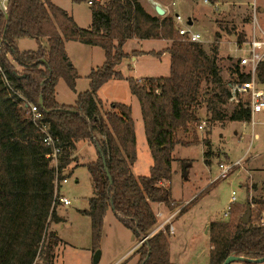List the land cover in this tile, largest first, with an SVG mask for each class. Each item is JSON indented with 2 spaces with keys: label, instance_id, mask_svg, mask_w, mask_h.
Segmentation results:
<instances>
[{
  "label": "trees",
  "instance_id": "obj_1",
  "mask_svg": "<svg viewBox=\"0 0 264 264\" xmlns=\"http://www.w3.org/2000/svg\"><path fill=\"white\" fill-rule=\"evenodd\" d=\"M91 12V26L83 29L52 0H8L6 12L0 8V63L12 88L0 75V264H36L41 251L43 264H55L56 248L62 240L51 232L44 244L49 224L63 221L57 215L55 181L70 175L64 171L76 161L77 145L85 141L100 150L95 161L76 165L86 167L91 177L93 196L81 214L91 221L93 254L100 248L105 218L114 206L113 213L125 228L138 240L147 238L137 252L138 264H173L169 234H152L157 225L152 204H165L171 210L180 206L173 200L170 185L177 146L199 144L196 129L203 121V110L215 123L251 119L244 104L235 106L228 116L225 114L230 90L218 63V45L207 51L200 43L182 41L172 17L150 14L141 0H106L104 4L94 1ZM20 39L45 41V45L22 52L17 45ZM130 39L172 41L166 51L153 53L158 58L166 52L170 54V74L146 78L139 84L118 71L128 57L124 46ZM237 40L243 43L246 34L238 35ZM68 41L100 47L106 58L89 74L90 88L78 95L75 106L56 101L61 79L72 91L79 79L66 52ZM235 73L241 81L250 79L241 74L238 65ZM258 77L264 84V64L258 69ZM113 79L128 81L140 103L153 158L148 176L138 177L133 172L137 138L132 108L114 102L103 113V103L97 98L99 90ZM41 97L44 108L39 103ZM30 104L38 106L51 133L61 140L58 177L46 157L50 150L42 144V134L32 121ZM204 145L209 148L210 141L204 140ZM205 156L208 158V151ZM197 199L182 207L181 213H187L188 206L193 207ZM256 200L251 203L255 205ZM257 203L264 212V200ZM209 235V264H223L231 255L264 258V216L256 225L251 220L248 225L242 220L212 222Z\"/></svg>",
  "mask_w": 264,
  "mask_h": 264
},
{
  "label": "rangeland",
  "instance_id": "obj_2",
  "mask_svg": "<svg viewBox=\"0 0 264 264\" xmlns=\"http://www.w3.org/2000/svg\"><path fill=\"white\" fill-rule=\"evenodd\" d=\"M7 1L2 0L5 7ZM53 2L74 17L79 27L89 28L91 26L92 12L88 0H53ZM105 2L106 0H100L98 3L104 4ZM144 2L148 6V1L144 0ZM168 3L171 9V14L169 13L168 16L173 20L176 14H180L186 20L193 19L192 29L201 34V45L206 48H212L213 45L221 47L223 58L220 66L223 78L227 83L236 80L238 78L235 73L238 58L245 54V49L240 50L243 47L240 48L241 44L237 40L238 35L245 34V29L252 34L254 29L253 7L257 5L259 10L260 7L264 8V0H216L215 3L210 1L206 3V0H168ZM152 12L153 15H157L154 9ZM255 28H258L259 32L264 30V13L262 14L260 11L257 14ZM220 38H224L221 45ZM150 41L152 40L144 43L146 49L152 47H149V44H154ZM131 44L128 42L124 47L125 53H129ZM73 53L82 69L86 55L77 50ZM160 58L146 57L138 63L130 62L126 58L120 68L125 77L138 79L139 84H142L143 78L165 77L170 71V61ZM129 63H132L131 68H129ZM65 88L67 87L65 86ZM59 96L70 100L69 98H72L71 96L74 94L69 89L61 88ZM106 97L109 101H117L133 107L132 117L138 127V164L133 172L138 177L148 176L149 173L146 169H148V165L153 164V160L144 133L138 99L131 93L126 80L120 81L114 87L104 89L101 92V98L105 99ZM245 98L243 97V99ZM110 104L104 102L102 110L109 111ZM234 107L233 104L224 107L226 116L233 111ZM201 115L202 122H205L206 125L204 130L196 129L199 144L190 147L179 146L178 150L174 152L177 174H174L172 179V196L173 200L175 199L174 202L180 206L171 210L164 204L165 214L177 212L172 220V226L176 221L174 224L176 232L161 230L164 234H169L170 260L173 264H209V253L212 247L209 235L210 224L218 221L242 220L248 203L252 205L253 199L258 198L255 205H252V225L258 224L259 218L264 216L261 205L257 203V201L264 200V112L255 115L254 127L251 124V119L248 122L215 123L210 121L211 115L206 110H203ZM227 120H229L228 117ZM258 134L259 139L258 136L256 137ZM187 137L189 138V136ZM204 140L210 141L209 148L204 145ZM93 149L87 143L79 145L80 161L93 162L95 151ZM207 151L209 152L208 158L205 156ZM181 158L186 160H181ZM208 159L209 163L207 164ZM239 160L241 163L229 171L227 178L221 177L216 180L221 172L220 165L230 166ZM184 163L187 164L185 167L188 172L186 178L183 176L185 173ZM72 166L74 164L70 165L64 173L68 174ZM67 180V184L61 188V195L69 198L72 205L57 208L60 210V215L66 219L63 228L59 226L58 232L67 243L72 245L66 256V264H94L91 221L81 214V211L88 208V202L93 193L90 173L86 167L81 166ZM165 185L169 186V183H165ZM255 188L257 189L253 192ZM233 192L237 194V203L232 206L230 213ZM196 197L198 199L195 201V205L193 207L189 205V211L183 215L182 207L191 203ZM187 200L189 202L185 204L184 202ZM158 212L159 210H157ZM226 212L229 213L228 217L224 214ZM52 223L47 228L44 244L49 241ZM159 224L160 219H157L154 231ZM143 242V240H138L131 230L120 224L114 213L109 211L105 218L104 235L99 248L101 259L98 264H112L125 257L126 254H129V256L127 255L128 259L121 264H126L128 261L129 264H133L134 257L137 258L135 264H138L140 254L137 252ZM133 249L134 251H132ZM36 264H43V251H41ZM231 264L246 263L234 261ZM254 264H264V262Z\"/></svg>",
  "mask_w": 264,
  "mask_h": 264
},
{
  "label": "built area",
  "instance_id": "obj_3",
  "mask_svg": "<svg viewBox=\"0 0 264 264\" xmlns=\"http://www.w3.org/2000/svg\"><path fill=\"white\" fill-rule=\"evenodd\" d=\"M94 1L100 0H88V4L92 6ZM208 1L206 0V3ZM5 6V5H4ZM254 29L250 36H246V40L241 43L240 50L245 49V54L241 55L238 58V66L242 75H247L250 77L248 81H241L238 78L232 80L228 84L230 90L229 103L237 106L239 104H244L246 108L250 110L251 114V124L255 125L254 117L256 114L264 112V84L260 81L258 77V69L260 65L264 64V32L258 31V28H255L257 21V14L259 8L257 5L254 7ZM174 25L175 29L178 32L180 38L184 42L188 43H201L202 36L200 33L193 31L192 19L186 20L180 14L174 16ZM190 23L192 25H190ZM2 37L0 36V49L2 47ZM0 75L2 76L4 82L7 84L8 88L12 90L10 82L7 80L5 74L3 73L2 66L0 63ZM243 97H246L243 99ZM29 113L31 114L32 121L35 126L38 128L39 132L42 134V144L50 150L46 155L48 159L51 160V166L54 167L57 171L58 177V167L60 156L62 155L61 140L59 137L54 136L51 133V128L49 123L44 120V114L40 111L38 106L34 104L29 105ZM206 123L202 122L198 127L199 130H204ZM241 161L239 160L236 163H233L230 166L220 165L219 168L221 172L216 178H227L229 171L236 165H239ZM67 177L62 181L56 179V200L59 204L68 207L71 206L72 201L66 196L61 195V188L64 184H67ZM236 203L235 192L231 199V205ZM226 217L229 216V213H224ZM176 213H169L168 215L162 211L156 213L157 219H160V224L157 226V229L153 234L160 232L161 230L165 231L166 227H169V230L174 231L172 226V220L175 218Z\"/></svg>",
  "mask_w": 264,
  "mask_h": 264
},
{
  "label": "crops",
  "instance_id": "obj_4",
  "mask_svg": "<svg viewBox=\"0 0 264 264\" xmlns=\"http://www.w3.org/2000/svg\"><path fill=\"white\" fill-rule=\"evenodd\" d=\"M6 1L7 0H4V2H6ZM147 1H148V6L144 2V0H141V3L143 5V7L146 9V11L149 12L150 14L153 15V12L152 11H153V9L155 10V6L157 4L160 5L161 7H163V9L166 12L165 13V16H167L169 13L171 14L170 4L168 3V0H147ZM55 5L59 7V5H57V4H55ZM259 11L263 14L264 13V8L263 7H260V10ZM73 19H74V17H73ZM192 23H194L193 19H192ZM83 29H88V28H83ZM245 30H246V33H247V34L246 33L245 34L248 36L250 34V31L247 30V29H245ZM263 32H264V30H263ZM27 40H29V41H27ZM146 41H148V40L130 39V40H128L126 42V44L128 42H129V44L132 43L129 46L130 47L129 53H126L128 55L127 58L129 59L130 62L132 61L133 63L134 62H137L138 63L139 61H141V59L146 58V57H154L155 58L156 56H154L153 53H159V52L166 51L171 46V44H172V41L152 40L150 42H154V44H149V47L150 46H152V47L150 49H146V46L144 44ZM223 42H224V38H220V40H219L220 45L223 44ZM41 43H42L43 46L45 45V41H41ZM41 43H39L37 40H34V39H20L18 41L17 45H18L19 50L22 51V52H24V51H35V50H37L39 48V45ZM126 44H125V46H126ZM204 48L207 51L210 49V48H206V47H204ZM75 50L79 51L81 54H85L86 55V61L83 63L82 69H81V67L77 63V57H76V55L73 53V52H75ZM220 50H221V47H219V55H218V59H219L218 60V63H219V65H220V62L222 61V58H223L222 52ZM66 52H67V55H68L71 63L73 64L74 68L77 70V73L79 75V79L77 80L76 87H75V91H72L68 87V85L65 82V80L64 79H61L60 82L58 83L57 87H56V101L60 105H64V106H75L76 105V102L78 100V95L80 93H83L85 91H88L89 88H90V81L88 79L89 74L91 73L92 70L101 67L104 64L106 58H105V52L100 47H97V46H88V45H85L83 43L76 42V41H68L66 43ZM162 58L168 59L170 61V63H171V57H170V54L169 53H167V52L164 53L163 56L160 59H162ZM120 66L117 69H118V71H120L122 73ZM131 66H132V63H129V68H131ZM169 74H170V71L166 74V76H168ZM146 78H159V77L149 76V77H146ZM146 78H143V79H146ZM139 79H142V78H139ZM136 80H138V79H136ZM120 81H124V80L113 79V80L109 81L108 83H106L99 90V92L97 94V98L102 101L103 105H104V102H105V104H107V103L110 104V103H114V102L115 103H120V102H117V101H109V99H107V97L105 99H102L101 98V92L104 89H106L107 87H114ZM65 86L67 88H65ZM61 88L71 90L72 93L74 94V96H71L72 98H69L70 100H67L68 98H66L64 96L63 97H60L59 96V89H61ZM132 110H134L133 107H132ZM106 111H108V110H106ZM140 112H141V107H140ZM103 113H105V111H103ZM141 115H142V113H141ZM229 122H231V121H229ZM135 130H136V138H137V146H138V127H136V124H135ZM144 133H145V128H144ZM257 136H258V139H259L260 138L259 134L256 135V137ZM83 143H87L88 145L92 146L95 149L96 153L94 151L93 160L95 161L97 159V148L94 145H92L89 141L81 142L80 144L77 145V150L74 153V157L76 158V161L72 163V164H74V166L71 167V170L69 172L70 175L68 177L72 176L74 174L75 170L77 168H79V167L76 168V165L89 163V162H81L80 161V157H79L80 154H79L78 147H79V145H81ZM178 148H179V146H177L176 150H178ZM151 157H152V155H151ZM152 160H153V158H152ZM181 160H186V159L181 158ZM176 163H177L176 161H174V163H173V172H174L175 175L177 174L176 173ZM137 164H138V150H137V161H136V163L133 166V171H134V168L136 167ZM152 166H153V164L152 165H148V167H147L148 169H146V171L148 170V173L149 174H150V169H151ZM186 166H187V164L184 163V172H185V173L183 172L184 173L183 174L184 178H186V176L188 175V172L185 170V167ZM170 185H171V188H172V182H171ZM254 191L255 190L253 189V192ZM92 196H93V193H92ZM232 196H233V193H232ZM235 196H237L236 192H235ZM231 199H232V197H231ZM189 200H191V199H189ZM189 200L185 201L184 203L185 204L188 203ZM236 203H237V197H236ZM59 206L65 207V206H63L61 204H59L58 207ZM68 207H70V206H68ZM152 208H153V211L155 212V214L157 213V210L162 211V212L165 213L164 204H161V203L152 204ZM110 212H113V211H110ZM57 215L59 217H61L63 219V221L61 223H52V226H51L50 229H51L52 232L56 233V235L63 241V243L61 242L59 244V246L57 247V249H56L55 264H66V256L69 254V252H70L69 251V247H72V245H70L69 243H67L60 236V234L58 232V228H59V226H60V228H63L64 223L66 222V219L63 218L60 215V210H58V209H57ZM175 222H174V224H175ZM174 224H173V227H174V232L173 233L176 232V228H175ZM134 248H135V246H134ZM132 251H134V249ZM92 254H93V252H92ZM127 255L129 256V254H126V255H124L125 257H122V258L116 260L112 264H121V263L125 262L128 259V256ZM133 260H134L133 261L134 262L133 264H135V262L137 263V258L136 257H134ZM126 264H129V261Z\"/></svg>",
  "mask_w": 264,
  "mask_h": 264
},
{
  "label": "water",
  "instance_id": "obj_5",
  "mask_svg": "<svg viewBox=\"0 0 264 264\" xmlns=\"http://www.w3.org/2000/svg\"><path fill=\"white\" fill-rule=\"evenodd\" d=\"M0 8L4 12H6V7L4 6L2 0H0ZM155 12L159 16H165V13H166L165 10L163 9V7H161L158 4L155 6ZM5 15H6V17H8L7 13H5ZM190 25H192V24L190 23ZM39 103H40V106L42 108H44V99H43V97L40 98ZM98 151H100V150L98 149ZM102 158H103L104 163L106 165V161H105L104 155H102ZM106 172H107L108 178L110 180V183L113 184V179H112V176H111L109 170L107 169ZM111 211H114V206H112ZM251 218H252V205L250 203H248L247 210L244 213V215L242 216V223L244 225H248L250 223ZM146 240H147V238L143 239V241H146ZM100 259H101V251L98 250L94 254L93 263L94 264H98ZM234 261H242V262H245V263L254 264V263H262V262H264V258H261V259H249V258H245V257H239V256H236V255H231L223 262V264H231Z\"/></svg>",
  "mask_w": 264,
  "mask_h": 264
}]
</instances>
